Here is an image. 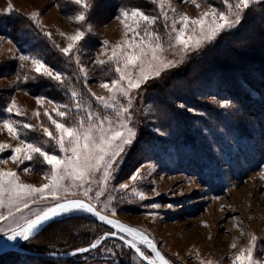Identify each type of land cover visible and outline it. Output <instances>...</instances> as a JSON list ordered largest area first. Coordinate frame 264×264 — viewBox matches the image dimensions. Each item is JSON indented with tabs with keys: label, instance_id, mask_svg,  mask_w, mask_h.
I'll return each mask as SVG.
<instances>
[{
	"label": "rangeland",
	"instance_id": "rangeland-1",
	"mask_svg": "<svg viewBox=\"0 0 264 264\" xmlns=\"http://www.w3.org/2000/svg\"><path fill=\"white\" fill-rule=\"evenodd\" d=\"M126 1V7L120 8L113 16L102 9L95 23H89L86 12V21L77 23L74 18L84 9L79 7L73 10L72 0H0V19L13 13L26 16L41 36L63 55L65 54L61 49L67 47L68 36L74 35L77 29L86 33L84 40L69 55H65L72 63L76 79L80 83L77 89L79 87L81 90L68 86V102L32 94L24 91L22 86L34 78L68 84L65 75L70 70L58 69L44 61L38 51L31 48V41H25L26 37L17 44L0 34V143L17 147L20 140H24L60 157L70 155L61 152L56 140H50L44 134V128L56 134L55 126L45 115L46 111L52 119L68 126H75L81 120L87 126V116L92 114L94 119L107 117L111 121V125L105 121V128L118 129L119 124L124 121L136 132L132 145L126 146L125 151L117 157L106 178L102 165L84 181L70 178L63 180L55 197L49 190H45L43 194L35 193L20 198L9 193L0 196L3 201L0 216L8 217L0 220V235L18 228L63 201L81 199L99 212L147 234L172 264H201V261L232 264L240 249L248 247L252 235L256 236L253 260L264 264V144L253 132L247 137V142L240 144L228 133L225 122L208 120L209 127H199L203 136L201 138L210 147V151L213 146L211 166L204 168L207 178L203 179L201 176H204V171L200 174V168L196 164L184 162L182 158L178 160L176 150L171 147L170 132L166 129L160 130V125L147 117L148 86L158 81L166 72L183 65L192 55L200 54L221 34L238 26L223 30L213 40L202 43L199 48L182 51L175 40L173 22L179 21L181 15L196 19L212 9L227 13L229 3L234 5L237 0H223L219 8L211 5L208 0H195V3L191 0ZM260 1L262 0H256L255 3ZM9 5L13 11L6 12ZM134 8L155 17V23L147 28L160 38L163 48L160 55L166 61H173L175 67H170L162 71L159 77L142 83L139 89L131 90L127 97L117 93L116 101H110L114 106L108 108L98 102L96 97H108L109 92L101 85L118 80L119 74L115 71L114 63L101 65L97 61L107 60L112 47L124 40L125 28L121 23V12ZM33 12L39 13L35 20L30 18ZM144 27L142 24L141 35ZM175 27L178 30L181 24L177 22ZM191 27L189 25L186 35L190 34ZM132 35L129 33V37ZM22 55L44 62L53 72L61 74L62 82L35 72L31 60H21ZM108 65L112 67L111 75L105 70ZM81 68L85 70L83 73ZM131 71L135 76L138 69L133 68ZM73 92L77 93L75 97ZM41 97L44 99L38 104L37 98ZM13 101L16 108L9 113L6 108ZM205 101L212 103L217 110L225 109L221 106L222 102L213 99ZM56 108L66 112V117L57 116L54 111ZM121 108H127L128 111L118 116L117 112ZM185 113L204 116L203 113L188 109H185ZM4 120L13 122L17 127L19 139H13L3 127ZM23 124L33 127L26 129ZM147 139L157 141L156 146H149ZM11 155V148L0 152V161H3L0 162V171L16 172L20 183L35 187L49 183L46 177L51 175V166L43 162L38 154H34L32 160H24L21 156L22 162L16 163L9 158ZM25 168L29 171H25ZM133 176L136 177L135 180L132 179ZM121 185L128 187L122 188ZM136 193H142L143 199ZM80 215L87 216L80 212H70L57 220ZM104 232L108 230L105 229ZM233 244L236 245L235 248L232 247ZM140 248L146 257L151 258L144 246L140 245ZM77 260L83 264H117L119 261L126 264H144L132 250L112 239L105 241L94 251L78 256Z\"/></svg>",
	"mask_w": 264,
	"mask_h": 264
},
{
	"label": "trees",
	"instance_id": "trees-1",
	"mask_svg": "<svg viewBox=\"0 0 264 264\" xmlns=\"http://www.w3.org/2000/svg\"><path fill=\"white\" fill-rule=\"evenodd\" d=\"M222 1L208 0L217 8ZM125 2L128 1L94 0V6L87 11V20L95 23L102 9L113 16L126 7ZM72 8L76 10L79 6L73 4ZM0 34L17 44L26 37L25 41H31V48L37 50L44 61L58 69L70 70L65 75L68 84L34 78L22 86L24 91L67 102L70 98L68 86L81 91L77 89L80 83L70 60L41 36L26 16L13 13L2 17ZM111 68V65L105 68L110 75ZM146 91L148 119L159 124L160 130L170 132L171 147L176 150L178 160L182 158L184 162L196 164L200 174L204 171L203 179L207 178L204 168L211 166L213 146L210 151L201 138L199 127H209L208 120L225 122L228 133L240 144L247 142L252 132L264 144V0L245 10L236 28L221 34L212 45L192 55L183 65L166 72ZM207 99L229 103L224 110H217L205 101ZM185 109L204 116H191ZM146 142L152 147L157 143L150 139ZM105 229L89 216H71L53 221L22 247L38 253L67 252L90 245ZM78 256L59 260L8 253L0 257V264H83L77 260ZM117 264L126 263L119 261Z\"/></svg>",
	"mask_w": 264,
	"mask_h": 264
},
{
	"label": "snow or ice",
	"instance_id": "snow-or-ice-1",
	"mask_svg": "<svg viewBox=\"0 0 264 264\" xmlns=\"http://www.w3.org/2000/svg\"><path fill=\"white\" fill-rule=\"evenodd\" d=\"M72 2L78 5L84 11H79L75 16L77 23L86 21V12L94 6V0H72ZM195 3V0H191ZM256 0H237L232 5L229 3V12H217L215 9L209 12H204L199 18L192 19L187 15H181L179 21L173 22L172 30L176 33V43L181 46L182 51H188L190 49L199 48L205 41L213 40L223 30L230 29L238 25L242 20V14L251 4ZM163 7V3H161ZM199 7V4H196ZM13 11L11 5L8 6L6 12ZM174 11V9H173ZM39 13L33 12L31 19L35 20ZM121 23L124 25V40L121 43L116 44L111 49V54L107 56V60H98L97 63L103 65L106 63H114L116 65L115 71L119 74L118 80H112L110 83H103L101 87L105 88L109 92L108 97H96L97 101L103 106L112 108L114 105L110 101H116V94L127 97L129 92L133 89H139L142 83H146L153 77H159L161 72L175 67L173 61H166L160 53L163 51L160 38L156 36L152 31H149L147 26L155 23V17L149 16L142 12L138 8L129 10H123L121 12ZM211 17V19H209ZM132 21V23H129ZM179 22L181 27L177 30L175 24ZM145 25L143 29V35H141V25ZM191 25L190 34L186 35V30ZM198 32V34H197ZM129 33L133 35L129 37ZM49 35V33H46ZM63 35V34H61ZM85 31L77 29L74 35L68 36L69 41L67 47L61 49L65 55H69L72 49L85 38ZM105 46L107 42L105 41ZM21 60H31L34 66L33 70L38 74L45 75L51 79L61 81L62 76L58 72H53L44 62L41 60L24 56L20 57ZM138 69L136 75H133L131 69ZM83 73L85 70L80 69ZM123 82V83H121ZM73 97L77 95L76 92L72 93ZM94 95V94H93ZM44 98H37V103H41ZM53 103V101H49ZM131 99L129 98V104ZM227 101L222 102L221 106H228ZM66 107V106H61ZM79 107V105H77ZM16 108L15 101L6 108V111L11 113ZM56 115L64 118L67 113L60 111L59 108L54 109ZM127 108H121L117 115H123L127 113ZM192 111V109H189ZM20 112L17 110V115ZM39 115V114H37ZM45 115L49 117L52 124L55 126V132L50 131L48 128H44V134L51 140L55 139L61 152L70 153L60 157L55 154H51L45 151L42 147L32 143H27L24 140H20V145L17 147H11L6 143H0V152L11 148L12 155L9 157L14 163L22 162L21 156L24 160H32L34 154H38L43 158V162L51 166V175L46 177L49 183L40 187H35L31 184H23L19 182V176L13 171H0V196L4 193H9L17 198L23 196H31L35 193L43 194L45 190H49L53 197L56 196L57 190L62 186L61 182L66 178L73 180L84 181L95 170L99 169L102 165L104 168L105 178L110 174L109 170L115 165L117 157L125 151L126 146H130L136 136V132L133 128L129 127L127 122L122 121L119 124L118 129L112 127L105 128V121L111 125V121L107 117H96L94 119L92 114L87 116V126L85 121L81 120L75 126H68L65 123L58 122L52 119L51 115L46 111ZM130 119V117H128ZM23 128L30 129L33 126L30 124H23ZM3 127L12 136L13 139H19V132L13 122L9 120L3 121ZM107 158V159H106ZM3 162V161H0ZM29 171L28 168L24 169ZM136 179L135 176L132 177ZM122 188H127V185H121ZM90 190V189H89ZM135 191V190H133ZM87 191L85 192V195ZM143 199L142 193H136ZM0 206H3V201L0 200ZM27 206V205H25ZM155 207V205H153ZM71 210H83L86 212L94 213L98 218L110 225H114L119 228L121 232L127 233L133 237V240L139 239L141 243L147 244L152 251L156 252V256L161 260V264H168L163 259L158 251H156L155 244L149 240L143 232L136 228L126 226L117 221L108 219L106 216L100 215L95 212L94 208L90 204H85L82 201H68L65 203L57 204L55 207L49 208L41 214L37 215L34 219L26 221V226L20 228L19 231L12 229V234L8 236L9 240H14L17 236L27 240L38 225L43 221L50 219L58 215L60 212H68ZM11 215V212L9 213ZM8 217L0 216V220H6ZM112 235H115L114 233ZM100 241L97 240L91 245L95 248ZM256 242V236L250 237L249 245L247 248H242L236 254L232 264H258L253 260V250ZM126 243L136 248V244L133 241H126ZM236 247L235 244L232 245ZM78 252L88 251L87 248H81L76 250ZM137 253L143 256L139 248H136ZM75 254V253H73ZM201 264H212L211 261H201Z\"/></svg>",
	"mask_w": 264,
	"mask_h": 264
},
{
	"label": "water",
	"instance_id": "water-1",
	"mask_svg": "<svg viewBox=\"0 0 264 264\" xmlns=\"http://www.w3.org/2000/svg\"><path fill=\"white\" fill-rule=\"evenodd\" d=\"M76 200L82 201L85 204H90V203H88V202H86L84 200H81V199H70V200L63 201L61 203H65V202H68V201H76ZM61 203H59V204H61ZM55 206H53V207H55ZM92 207L94 208L95 212H98L100 215L106 216L110 220L117 221V222L122 223V224H124L126 226L132 227V226H130L128 224H125L124 222L116 219V218L110 217V216H108L106 214H103V213L99 212L94 206H92ZM69 212H80V213L86 214L87 216L92 218L95 222H97L99 225L105 227L108 230V232H104V233L101 234L100 238L98 239L100 242L97 244V246L95 248H92L91 245L93 243H95L97 240L95 242H93L92 244L88 245V246L82 247V248H87L88 249V251H85V252H78L76 250L81 249V248H77V249L70 250V251H67V252L38 253V252L29 251V250L24 249L22 247L23 243L27 242L29 239H31L32 237L37 235L47 225H49L53 221L59 219L61 216L66 215ZM35 217H33L32 219H34ZM24 226H26V223H24L23 225H21L18 228H16V230L19 231L20 228H22ZM132 228H135V227H132ZM113 233L115 235H112ZM11 234H12V232L10 231L8 233L0 235V256H3V255L8 254V253H14V254L22 255V256H33V257L43 258V259L65 260V259H70V258H72L74 256L84 255V254L90 253V252L94 251L95 249H97L104 241L112 239V240H116V241L121 242L127 248L132 250L136 254V256L139 258V260L141 262H143L144 264H161V260L156 256V252L152 251V249L149 248L147 246V244L141 243L139 241V239L133 240V237L129 236L127 233L121 232L119 230V228L115 227L114 225H110V224L100 220L98 218V216L95 215L94 213L86 212V211H83V210H71V211H68V212H60L58 215H56L54 217H51L50 219H48L46 221H43L40 225H38L35 229H33L32 233L29 235V238L27 240H25V239H23V238H21L19 236H17L14 240H9L8 236L11 235ZM145 236L155 244V242L147 234H145ZM130 240L133 241L136 244V248H139L141 253H143V251L140 248V245L144 246L146 248V250L149 252V254L151 255V258L146 257L144 253H143V256H141L139 253H137L136 248H132L126 243V241H130ZM155 246H156V251H158L160 253V255L163 257V259L165 261H167L168 264H172L161 253V251L158 249L156 244H155ZM73 253H75V254H73Z\"/></svg>",
	"mask_w": 264,
	"mask_h": 264
},
{
	"label": "bare ground",
	"instance_id": "bare-ground-1",
	"mask_svg": "<svg viewBox=\"0 0 264 264\" xmlns=\"http://www.w3.org/2000/svg\"><path fill=\"white\" fill-rule=\"evenodd\" d=\"M70 213V212H69Z\"/></svg>",
	"mask_w": 264,
	"mask_h": 264
}]
</instances>
